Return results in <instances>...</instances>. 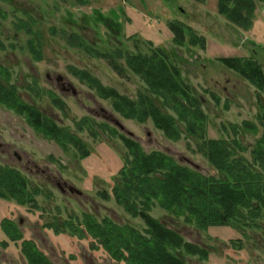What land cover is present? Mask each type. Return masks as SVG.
<instances>
[{"label":"rangeland","instance_id":"rangeland-1","mask_svg":"<svg viewBox=\"0 0 264 264\" xmlns=\"http://www.w3.org/2000/svg\"><path fill=\"white\" fill-rule=\"evenodd\" d=\"M87 2L83 5L77 0H0V6L8 12L0 32V39L6 45L5 49L0 46V63L10 68L11 84L24 100L70 133L79 134L86 144L79 146L70 138L64 144V136L54 135L47 123L50 133L31 125L23 113L0 104V164L19 170L28 188H38L39 192L34 202L24 205L0 197V264H29L22 241H12L3 230L4 218L16 222L24 239L32 240L53 264H128L114 258L97 238L63 225L82 224L84 214L88 213L99 221L109 217L139 230L145 228L144 220L128 213L113 193L121 169L128 161V148L109 127L99 128L95 123L116 128L118 133L137 140L148 153L163 151L183 165L206 175H218L199 152L196 139L184 133L174 141L151 118L146 122L125 118L114 109L110 98L98 95L70 66L88 70L105 86L136 99L141 91L148 89L141 76L125 66L123 60L120 62L125 71L117 72L97 52L112 54L123 49L151 53L158 47L166 50L196 96L202 99L210 138L235 137L230 123L241 124L244 120L259 123L260 111L264 109V91L220 61L221 57L232 56L255 58L264 67V1L257 2L253 26L247 30L219 12V0ZM20 20L32 23L40 35L18 29L16 24ZM176 20L204 36L205 48L176 44L169 25ZM77 33L82 35L86 49L74 43L72 36ZM31 36L36 39L42 59H36L30 51ZM59 76L76 94L62 90ZM167 111L177 116L173 109L168 107ZM84 118L87 123L80 129L78 122ZM89 125H95L98 132L93 134ZM245 132L239 138L244 139V146L253 145L258 136L251 130ZM237 151L252 161L250 150ZM69 186L81 194L70 192ZM150 213L175 226L187 241L210 251L206 260L180 251L187 264H264V213L256 221L258 226L253 221L248 223L250 226L241 222L207 230L187 224L183 218L177 219L159 205ZM56 222L60 232H56L55 226L50 227Z\"/></svg>","mask_w":264,"mask_h":264},{"label":"trees","instance_id":"trees-1","mask_svg":"<svg viewBox=\"0 0 264 264\" xmlns=\"http://www.w3.org/2000/svg\"><path fill=\"white\" fill-rule=\"evenodd\" d=\"M77 1L83 5L88 3L87 0ZM258 1L264 0H219L218 8L228 20L247 30L253 26ZM7 17L8 12L0 6V32L2 22ZM169 25L176 44L205 48L206 38L184 22L170 21ZM16 27L26 30L27 34L40 35L32 23L24 20H20ZM30 38L31 53L36 59H42L36 39L33 36ZM72 39L86 49L82 35L74 34ZM0 46L2 49L6 47L1 39ZM97 53L105 57L119 73L125 71L120 62L123 60L125 66L141 76L148 89L133 99L113 87L105 86L88 70L74 66H70V70L94 88L98 95L110 98L114 109L125 118L139 122L151 118L166 137L174 141L181 139L184 133L196 139L199 152L218 175H206L199 169L183 165L163 151L148 153L137 140L118 133L116 128L95 123L99 128L109 127L112 133L124 140L128 148V161L121 169L120 180L113 188V193L117 203L128 213L144 220L145 228L139 230L129 224L117 223L109 217L99 221L88 213L84 214L82 224L65 222L63 225L73 227L82 235L88 233L97 238L114 258L123 259L128 264H187L180 253L184 250L201 259L209 258L210 251L207 248L187 241L175 226L151 215L155 205L169 211L177 219L183 218L187 224L196 225L200 230L212 226H235L241 222L250 226L248 223L253 221L258 226L256 221L264 213V109L260 111L259 123L252 120H244L241 124L230 123L235 134L233 138L207 137L208 116L203 101L196 96L194 89L183 78L181 68L171 60L166 50L158 47L151 53H132L123 49H117L112 54ZM220 61L264 91V67L257 59L232 56L221 57ZM11 75L10 68L0 63V104L23 113L29 123L41 131L50 133L49 129L56 136L62 134L64 144H68L70 138L79 146L86 145L80 136L59 126L34 104L24 100L17 87L11 84ZM215 98L217 101L220 99L216 95ZM168 107L177 116L168 113ZM86 119L78 122L80 129L87 123ZM46 123L50 125L48 129ZM88 127L93 130V134L98 132L95 125ZM246 130L258 136L253 145L244 146V139L239 138V135H246ZM237 150H250L252 161ZM28 186L19 170L0 164V197L15 199L23 205L34 202L35 195L39 193L38 188L29 189ZM1 225L12 241H22V250L29 264H53L32 240L24 239L16 222L4 218ZM53 226L56 232H60L59 223H51L50 227Z\"/></svg>","mask_w":264,"mask_h":264},{"label":"flooded vegetation","instance_id":"flooded-vegetation-1","mask_svg":"<svg viewBox=\"0 0 264 264\" xmlns=\"http://www.w3.org/2000/svg\"><path fill=\"white\" fill-rule=\"evenodd\" d=\"M63 80H64V78H63L62 76H59V77H58V82L61 83L62 90L65 91V92H69L70 90H72V92H73L74 94H76V91L74 90V88H73L71 85H69L68 83L63 82ZM117 123H119V122H116V125L119 127V125H118ZM119 124H120V123H119ZM120 125H122V124H120ZM108 126H109V125H108ZM122 126H123V125H122ZM109 127H112V126H109ZM119 128H120V127H119ZM121 129H124V127L121 128ZM78 135H79V134H78ZM79 136H80V135H79ZM80 137H81V136H80ZM81 138H82V137H81ZM58 185H59V187L62 189V191L66 192V188H65L64 186H62L61 183H59ZM65 185L67 186V184H65ZM69 191H70V192H76V189H75L74 187H72V186H69Z\"/></svg>","mask_w":264,"mask_h":264},{"label":"water","instance_id":"water-1","mask_svg":"<svg viewBox=\"0 0 264 264\" xmlns=\"http://www.w3.org/2000/svg\"><path fill=\"white\" fill-rule=\"evenodd\" d=\"M119 125L120 128H123L124 126L120 125L119 123H117ZM76 193L81 194V192L79 190L76 189Z\"/></svg>","mask_w":264,"mask_h":264}]
</instances>
